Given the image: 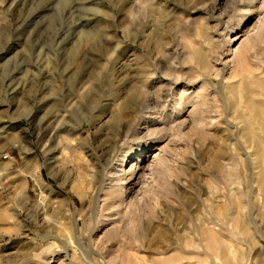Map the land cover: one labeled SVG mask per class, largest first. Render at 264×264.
Wrapping results in <instances>:
<instances>
[{
	"label": "rangeland",
	"instance_id": "obj_1",
	"mask_svg": "<svg viewBox=\"0 0 264 264\" xmlns=\"http://www.w3.org/2000/svg\"><path fill=\"white\" fill-rule=\"evenodd\" d=\"M66 1L64 5L61 0H20L11 7V0H0V264H59L62 257L54 250L49 249V253L47 248H41L43 241L40 242V237L61 236L62 226L66 223L62 217L67 212L79 210L81 206L80 197L75 190L80 189L87 194L90 192L88 176L84 178H87L88 182L77 177L79 169H82L78 162L85 158H92L90 162H96V159L101 158V150L105 147L103 143L109 138L105 133L110 131L111 126L95 134L88 117L94 110L108 103L106 99L110 92L118 90L117 81L109 75V70L97 68L95 73L105 74L100 76L98 83L95 82V94L98 96L86 99L79 95L80 79H85V74L93 69L87 60L92 58L91 54H99L108 33L110 34L104 31L112 30L113 27L107 17L105 19L103 12H115L117 21H120V27L116 28L117 39L121 43L120 49L115 45L110 46L112 57L114 53V58L127 63L137 54L141 55V58L152 59L156 55L155 47L162 43L168 48L166 57L169 61H177L178 69L189 75L192 72H189L188 67L193 65L192 61L195 59L197 62L198 54L194 59L187 56L193 50H200V56L210 54L209 57L212 58L213 79L220 78V74L216 76L221 68L220 61L231 58L241 43L249 37L258 36L257 33L264 29V10L258 8L262 0L255 2L256 7L252 12L236 9L240 0H158L164 4L163 14L155 4L151 15H141L143 18L138 20L142 22L139 29L136 28L137 20L135 22L124 14L133 0ZM235 1L237 4H233ZM244 1L246 5V0ZM68 2L70 4L67 5ZM82 29L94 31L80 44L78 31ZM137 30L138 33L143 31L144 34L152 35L149 45L140 47L133 42L136 40ZM205 35L209 38L207 45L204 43ZM259 42L251 50L254 54L252 60L257 67H251L254 71L250 72L258 75L260 73L264 78V40ZM75 44L78 46L75 47ZM73 48L78 51L75 65L70 55ZM51 56L55 59H51ZM82 57L86 62L82 61ZM69 61L73 67L70 65V70L62 72ZM58 63L62 68L58 67ZM226 71L223 74L227 76L229 70ZM132 74L134 73L130 71L125 77L123 88L120 89L124 107H128L137 95L134 94ZM161 77L164 81L172 82L170 78ZM39 85L45 87L47 98L43 108L37 102ZM201 86L202 83L197 80L186 93H208L210 100L214 101V90L210 87L205 90ZM186 88L188 86L183 82L173 86L177 93L185 91ZM194 103L188 104L177 119L187 120L181 128V133L176 134L177 122L172 123L168 119L164 122L167 128L162 139L151 143L145 151L138 154L140 159L133 155L123 164L125 172L129 171L132 163L145 165L147 183L144 185L156 186L153 181L155 174H152L151 169L155 167L158 155L166 157V162L169 161V156L172 157V161L167 162L170 177L165 182L158 181L157 189L161 196L158 203L156 202L157 212L150 216V222L146 223L138 217L129 223L134 234L132 245L128 244V248L122 249L118 246L121 237L113 232L110 234V240L104 241L103 250H97L103 253L107 264H120L122 259L126 264H210L204 261L206 255L202 253V249L188 245L192 239L190 227L194 223L199 225L209 216H216L218 211L224 209V184L231 193L227 195L230 198L231 212L235 211L236 201L242 206V214L246 216L248 205H254L252 217L258 229L256 231L252 223H249L258 243L248 251L246 244L249 240L244 234L238 233L235 227L236 215L232 214L234 235L228 239L239 253L237 255L241 253L247 256V260L238 259L237 264H264V208L260 207V203L258 206L252 197L257 184L252 180L254 175L251 172L253 148L249 147L250 142L246 141L245 133L240 131L242 126L232 120L229 126L223 121L220 122L219 117L216 118L218 122L211 125L197 123L194 117L199 115L198 108L202 99L196 97ZM60 113L66 115L65 126L54 142L57 149L51 155L48 153L51 144L46 140L52 128L57 125ZM78 121L80 131L76 132ZM87 133L91 136L88 143L84 141ZM69 134L72 136H68ZM75 137L76 139L72 140ZM64 144L71 147L63 146L64 150L61 147ZM251 144L255 145L254 141ZM20 145L32 149L29 157L40 165L43 186L40 187L28 173ZM166 145L169 149L163 153L161 148ZM87 170L92 171V168L88 166ZM127 183V192L122 196V204L119 207L120 213L110 217L108 215V218V211L105 210L104 213L103 210L102 215L97 217L96 229L91 237L93 248L101 245L107 230L122 225L121 219L129 220V212L143 198L139 190L141 184L129 188L131 185ZM162 209H165L163 213ZM59 214L62 217L59 218ZM84 217L83 214L79 217L80 226L83 225ZM120 241L125 242L122 238ZM35 250L42 254L39 258ZM41 250L44 252L41 253ZM207 253L212 256V253ZM223 263L227 264L225 260Z\"/></svg>",
	"mask_w": 264,
	"mask_h": 264
},
{
	"label": "bare ground",
	"instance_id": "obj_2",
	"mask_svg": "<svg viewBox=\"0 0 264 264\" xmlns=\"http://www.w3.org/2000/svg\"><path fill=\"white\" fill-rule=\"evenodd\" d=\"M19 1L20 0H11L9 5L11 7L13 5L15 6V4ZM61 1H63L64 4L66 0H61ZM256 1L257 0H246V5H245L244 3L245 1L240 0L236 9L239 10L241 9L240 10L241 12H244L243 10H247V12H252L253 8L256 7L255 5ZM70 2H68L67 5L70 4ZM234 3L237 4L236 1L233 2V4ZM260 3L261 4H259L260 6L258 5V8L264 10V0H262ZM155 4L158 6L160 12H162L163 14L164 4L163 2L158 0H133L131 1V5L126 8L124 14L127 17L134 19L135 22L137 20L136 28L138 27L137 29H139L140 24H142V22L138 21L140 20L141 15L143 14L147 15L149 13L151 15V13L154 10ZM64 5H66V3ZM122 6H124V4H122ZM194 10L195 7L193 11ZM103 14L105 15V19L107 17L109 23L113 27L112 30L104 31L106 33L110 32V34L108 33L105 43L102 46L99 54L96 55L91 54L92 58L87 60L89 65L93 69L91 70V72L85 74L87 75L85 79L83 78L80 79L81 86L78 88L80 89L79 95L82 98L86 97V99L91 98L94 95L98 96L97 94H95L97 93L95 89L96 86L95 82L97 81L98 83V79L100 78V76L105 74L101 72L95 73V69L97 68H102L103 71L106 69L109 70V75H111V77H113L117 81L116 87L118 88V90L113 91L114 92V93L112 92L113 94L110 92L108 99H106L108 100V103L105 102L107 104H105L104 106H102L103 105L102 104L101 108L99 107L97 108V110H94V113L96 111V114L92 112V114H90L88 117L95 134L99 133L100 131H103L108 126H111L110 131L105 133L109 135V138H107L103 143L105 144V147L102 148L101 150L100 153L101 158L98 160L96 159V162L95 161L90 162L92 158L88 160L86 158L81 159L80 157L81 160L80 162H78V166L82 167V169H79L80 170L78 172L79 176L77 177L78 178L81 177L84 179L85 176L86 177L88 176L89 178L88 184L90 187V192L87 194L83 192V190L76 189L75 191L81 200V206L79 210H75L72 213L71 211L70 213L67 212L68 214L66 213L64 217H62L60 214L58 215V217L61 216L63 219L66 220V223H64V225L62 226L63 230L60 227L61 230L63 231L61 236L42 235L40 237V242L43 241V244L40 247L47 248V250L49 249L54 250V252L56 251V253H58L59 256L62 257V260L60 261L61 264H107L102 256L103 253H100L97 250L102 249V245L104 241L108 242V240H110L111 233L116 232V235L118 237H121L123 240H125V242L122 243V241H120L121 238H119L120 240L118 243L120 245L117 244L118 246H120L122 249L125 250L124 247L130 246L128 244H131L134 238L133 227L129 226V223L135 221L138 217L146 221V223L147 221L150 222L149 221L150 216L153 213H155L156 207L158 205L157 204L158 198L161 196L160 192L157 189L159 186L158 181L165 182L170 177V167L169 164H167V162L169 163V161H172V157L169 156V161L166 162V160H168L165 159L166 157L163 158V157H159L158 155V158L156 159L155 162V167L151 169L152 174H155L153 181L156 183V186H152V185L150 186L149 184L144 185L145 183H147L145 179V175H147L145 171L146 170L145 165H141L136 162L132 163L129 171L125 172L123 164L126 163L127 158H130L133 155H135L136 157L138 156V159H140L139 156L140 153L145 151L148 145L154 143L155 141L157 142L161 140L165 132V129L167 128V127L165 128V123L168 119L172 123L177 122L176 134L181 133V128L183 127V125L186 123L187 120L181 118L182 120L177 121V119L179 118L180 114L183 112V110L188 104H192V105L195 104L194 100L196 97H200L202 99V103L198 108L200 111L199 115L197 117H194V120L197 123H204L207 125H211L218 122L219 119L220 122L223 121L224 123L228 124V126L229 124H231L230 123L231 120L242 126L241 130L240 129L239 130L245 133L246 141L250 142L248 143L249 147L253 148L252 149L253 165L251 168L252 169L251 172L252 175H254V179L252 178V180H254V182L257 184L255 188L256 190L253 191L252 197L254 202L258 204V206L261 205L260 207L264 208V78L260 76V73L258 75V74H252L250 72V70H252L250 68L254 67L256 64L252 60L254 54L251 53V50L254 48V46L257 43H260L259 41L264 40V29L260 30V32L257 33L258 36L256 35V37H249L247 41L244 42L245 44L241 43L240 47L234 52L231 58L223 62L220 61L219 63L221 65V68L218 71L219 73L216 74V76L220 74V78L213 79L212 72L214 71V64L213 61L211 60L212 58L209 57L210 54L209 55L202 54L200 56L199 54L201 53L200 50H193V52L191 54L189 53L190 55L187 56L189 59H194L196 54H198L197 62L195 59V61H192L193 65L190 66V68L188 67V70H190L189 72L190 73L192 72L189 75H187V73L183 72L181 69H178L179 64L176 63L177 61L176 62L169 61V59L166 57L167 56L166 49L168 48L164 46V44L162 43L158 44L155 47L156 55L155 57H152V59H150L151 57L150 58L147 57V59H144L141 58V55L137 54L136 56H134L131 62L127 63L124 61H120L116 57L117 54L115 55L116 58H114V53L112 57V52H110L112 49L110 48V46L115 45L118 46V49H120L119 45L121 43L120 40L117 39V33H116L117 30L116 28L120 27V21H117L118 19L115 12L111 11L110 13L106 11L103 12ZM93 31L92 30L87 31L86 29L85 30L82 29L78 31L79 32L78 41H80L79 43L81 44V42L87 40L92 34L91 32ZM151 38H152L151 34L148 33L144 34L143 31L141 32L139 31L138 33L137 30V35H135L136 40H133V42H135L140 47L143 45L147 46L150 44L149 42L151 41ZM138 39H140V41ZM204 43L206 45L209 44V38L206 35L204 36ZM76 44L75 47L79 45ZM71 53L72 54L70 53L69 54L72 57L71 58L73 60L72 63L75 65L74 62L77 60L76 54L78 53V51H76V49L73 48ZM54 56L55 55H53V57ZM53 57L51 56L50 58L55 59ZM57 57L58 56L56 55V58ZM82 61L86 62V60L85 61L83 60V57H82ZM72 63L70 64L69 61L67 65L64 67L62 72H66L71 67L70 65H72ZM60 65H62V63ZM258 65L260 66L262 64H258ZM58 67L59 68L61 67L59 66V63H58ZM256 67L257 66H255V68ZM227 69L229 70V73L226 76L223 73L224 71L226 73ZM262 70L264 69L262 68ZM130 71L134 73L132 74L134 81L133 84L135 89L134 94L137 95H135V99H133L132 102L129 100L132 103V106L130 103L128 107H124L122 104L124 103L125 105V102L121 100L120 89L123 88L125 77L129 75ZM252 71H254V69ZM83 72L85 71L83 70ZM161 76L172 79V82L164 81ZM79 77H81V75ZM197 80L202 83L201 86L202 88H205L206 90L208 87H210V89L214 90V95L218 97L215 99L216 97L215 96L214 101H211L208 93L202 95H199L197 91H189L186 93V91L189 88H192L193 84ZM181 82L185 83V85L188 86V88H186V90L183 92L181 91L177 93V91L174 90L176 88L173 89V86ZM37 100H38L37 101L38 105L41 108H43L46 105L47 98L45 97L44 86H40L38 88ZM65 116H66L65 113H62L59 116L57 125L53 128L51 127L52 131L46 140V141H50L51 147L48 149V153H50L51 155L54 154V152L57 149L56 146L57 144H55L54 146V142L56 138L60 136V132L63 131V126H65ZM217 117L219 118L216 119ZM79 126H80V121H78V124L76 125V132L80 131ZM258 129L260 130V132H257ZM68 136H72V135L69 134ZM90 137L91 136L89 135V133H87V137L84 138V141L88 143L90 141ZM66 138L70 139V137H66ZM75 139L76 137L72 138V140ZM253 141L255 145L251 144V142ZM63 146H65V148L71 147L68 144L66 145L64 144L61 147ZM159 148L161 147L159 146ZM251 148H247V149L251 150ZM168 149L169 147L167 145L161 148L163 153L167 152ZM241 150H244V148H242ZM20 151L24 163L27 164L28 173L36 180V182L39 184L40 187L43 186L44 179L40 174V170H41L39 168L40 165L37 162H34L33 159L29 157L32 149L25 148L23 145H20ZM72 151L75 150L72 149ZM88 166L92 168V171L87 170ZM84 169L86 171H84ZM126 183L131 185L129 188H133L134 186L141 184L142 186L139 188V190H141L143 198L136 205H134V208L129 212V220L121 219L122 225L118 228L115 227L116 229L107 230L103 236L104 240L101 241V245L97 246L96 248H93L91 245L92 244L91 237L96 229L95 221L97 217L102 215L103 210L104 213L105 210L109 212V213L107 212L106 217H108V215L110 217V215L116 213L118 215V213H120L119 207L122 204V200H123L122 196L124 195L125 192H127ZM224 185H223L224 193L221 192L224 197L223 199L225 206L224 209L218 211L216 216L214 215L209 216L199 225H196V223H194L190 227L192 232V239L190 243H188V245H192V247L194 246L196 248L202 249L203 250L202 253L206 255L204 261L210 262V264H224L223 260H225L227 264H237L238 259L244 260L247 257V256L245 257L244 254L241 253L240 255H237L239 253H237L236 248L232 245L233 243H230V239H228L231 235H234L233 234L234 227L232 224L233 223L232 219L234 217L232 218L233 216L232 214L236 215L235 217L237 223H235V227L238 229V233L244 234L249 240V242L246 244L248 251H251L252 248L258 243V240L255 238V235L252 232V228L249 227V223L250 224L252 223L254 229L258 231L257 226L255 225V222L253 221V217H252L254 205H248L247 208L248 216H246L242 214L244 212V211L242 212L241 210L242 206L236 201L235 211L231 212L230 209L231 205H229L230 198L228 197L229 194L231 193L228 192L227 187ZM160 205H161V201H160ZM162 206H163V201H162ZM164 211L162 209V213ZM82 214L85 217H84L83 225L80 226L79 217L82 216ZM54 226H56V224ZM57 230L60 234L61 232L59 231V229ZM197 239L199 240V242H197ZM185 244L184 246H186ZM51 250H49V253L51 252ZM35 251L37 252V250ZM128 251L130 250L128 249ZM43 252L44 251H42L41 253ZM207 252L212 253V256L209 255ZM219 252H221L220 254L222 255H220ZM36 255L39 258V256L42 254H40V252L39 253L37 252ZM37 256L34 255V257ZM196 258H198V256H196ZM200 261L201 260H199V262ZM120 264H126V263L122 259L120 261Z\"/></svg>",
	"mask_w": 264,
	"mask_h": 264
}]
</instances>
